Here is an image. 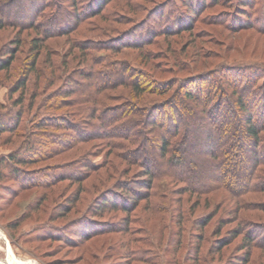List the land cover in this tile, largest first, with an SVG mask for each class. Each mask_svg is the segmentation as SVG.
<instances>
[{
  "label": "rangeland",
  "instance_id": "1",
  "mask_svg": "<svg viewBox=\"0 0 264 264\" xmlns=\"http://www.w3.org/2000/svg\"><path fill=\"white\" fill-rule=\"evenodd\" d=\"M236 82L264 100V0H0V264H264Z\"/></svg>",
  "mask_w": 264,
  "mask_h": 264
},
{
  "label": "trees",
  "instance_id": "2",
  "mask_svg": "<svg viewBox=\"0 0 264 264\" xmlns=\"http://www.w3.org/2000/svg\"><path fill=\"white\" fill-rule=\"evenodd\" d=\"M11 62H8L7 64H4V65H1L2 69H5L7 68L9 65H10ZM235 76L236 75H231L229 76L230 79H228L230 82L232 81L231 79H235ZM132 74L128 73V80L132 79ZM238 78H241L240 76L237 75ZM246 75L243 77L245 78ZM241 81V79H240ZM238 80V82H240ZM253 82V80H244L243 79V83L244 84H247V83H251ZM153 84H155V86H159L160 88L162 87V91H159V92H156V91H149L148 93L150 94H165L168 90H170L173 85H170V86H164V83L163 82H153ZM232 84V87H233V94L232 95L231 93L230 94H223L224 98H226L225 100H227L228 104H230L232 107H234V111L236 113H242L243 114V118H244V125L241 129V131L244 133V137L245 138H252V139H258L257 138V129L259 128V126H261V123L263 120H261L264 116V100L260 101V100H257L253 97H251L252 94V90L250 89V87H247V85L243 86L242 88H239V85L237 84V82L235 84L231 83ZM141 86L138 85L137 82L134 83V87H133V94L135 96H139L141 94V91L143 92L142 88H140ZM166 87V88H165ZM165 88V89H164ZM181 92L182 90L179 89ZM201 92L199 91V93H197V95H193L192 93L190 92H187V91H184V95H183V99H181L179 97V102H181L182 105L184 106H188L189 108H191V106L189 105L191 102H193L194 100L197 101V105H201L202 107L203 106H208L209 107H212V108H218L221 104V101H222V97H219L217 95V97H219V100L216 101L217 103H211V100L210 99H206V100H203V101H200V98H201ZM177 96V94L175 95V97ZM264 99V98H263ZM257 104H261V106L258 105V107H260V112L261 114L259 116L256 115V113L252 110V107L256 106L257 107ZM230 106V107H231ZM205 110L206 109H202L201 112H200V115L199 116H191L189 119L191 120H198V121H201L202 118L204 119L205 117ZM230 112H233L230 110ZM222 112L219 113L218 116H222L221 114ZM218 118V117H217ZM187 122V121H186ZM180 124V123H179ZM183 124V123H181ZM191 124V123H190ZM229 126L227 125L226 128H228ZM134 124L130 123V128L128 130V135H134L135 131H134ZM198 129H200L198 127ZM205 129V128H203ZM5 162L4 164V167L7 168L9 165L10 166H15V165H22L25 163L24 161V157L23 156H20V155H8L6 158H4L3 160ZM105 205V204H104Z\"/></svg>",
  "mask_w": 264,
  "mask_h": 264
}]
</instances>
